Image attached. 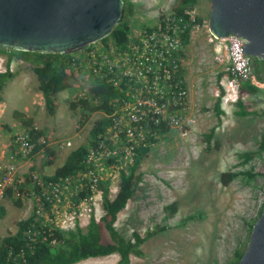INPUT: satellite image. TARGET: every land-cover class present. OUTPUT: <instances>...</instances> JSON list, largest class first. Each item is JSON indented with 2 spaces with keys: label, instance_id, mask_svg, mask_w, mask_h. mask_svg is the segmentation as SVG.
I'll return each instance as SVG.
<instances>
[{
  "label": "rangeland",
  "instance_id": "374dc122",
  "mask_svg": "<svg viewBox=\"0 0 264 264\" xmlns=\"http://www.w3.org/2000/svg\"><path fill=\"white\" fill-rule=\"evenodd\" d=\"M130 1L135 7L132 26L151 24L177 3V0ZM193 10L195 17L203 20L192 32L184 61L190 132L186 138L170 132L153 145L136 171L141 175L140 182L125 208L118 213L115 227L126 238L131 237L133 230L144 235L157 226L164 228L142 243L144 256L130 255L129 264H226L235 249L247 243L249 223L258 215L264 201V152L259 150L264 135V60L255 61L262 77L263 85L258 86L261 90L240 91L243 108L237 101L225 103L223 81L227 57L223 47L217 50V44L209 41V0H197ZM7 61L8 55L0 53V69L5 68ZM29 64L18 59L10 68L16 74L6 82L0 101V126L9 125L8 130L0 127L5 136L0 150L7 159L11 134L22 128L19 122L14 124L13 112H24L32 117L34 127L45 130L47 144L56 151V157L52 165H45L44 156L37 153L18 159V163L15 160V168L18 175L30 169L49 175L71 150L87 142L90 129L103 113H90L81 124V109L69 108V103L80 97L82 91L86 90L89 97L90 80L78 76L69 79V86L57 93L56 112L49 115ZM220 95L222 112L217 114L215 105ZM243 109L248 113L243 114ZM211 129L214 133L207 141L204 135ZM247 151L254 152L249 161L241 156ZM227 170L239 172V175L223 185L219 174ZM245 171L255 176L248 177L243 174ZM170 205H174L175 210H166ZM3 206L5 214L0 217V239L13 234L16 222L30 214L27 205L22 203L17 207L10 199H6ZM102 208L101 202L93 211L97 220L103 214ZM102 240L110 241L103 227ZM118 259L119 255L112 253L75 264H116Z\"/></svg>",
  "mask_w": 264,
  "mask_h": 264
},
{
  "label": "built area",
  "instance_id": "2783aa9c",
  "mask_svg": "<svg viewBox=\"0 0 264 264\" xmlns=\"http://www.w3.org/2000/svg\"><path fill=\"white\" fill-rule=\"evenodd\" d=\"M185 13L188 18L169 11L151 24L133 27L131 23L130 37L123 45L113 39L100 40L85 46L81 55L80 51L66 54L63 60L80 78L103 80L125 95L103 114L107 121L88 144L81 165L56 180L44 179L31 169L18 175L15 160L18 163L19 157L30 156L33 143L23 129L13 132L8 158L0 160V206L10 192L12 199L27 205L29 216L34 214V223L59 231L75 230L88 223L102 202L104 183L108 196L116 195L120 170L134 162L138 149L153 141L155 145L170 132L180 138L189 135V92L179 57L184 50L183 33L189 27L191 38L199 23L193 9ZM209 41L217 44V50L223 47L226 51L225 103L238 100L241 83L263 85L254 72L252 57L243 53L244 38L229 34L216 39L210 34ZM80 97H87L86 90ZM38 142L47 139L41 136Z\"/></svg>",
  "mask_w": 264,
  "mask_h": 264
},
{
  "label": "trees",
  "instance_id": "16d2710c",
  "mask_svg": "<svg viewBox=\"0 0 264 264\" xmlns=\"http://www.w3.org/2000/svg\"><path fill=\"white\" fill-rule=\"evenodd\" d=\"M124 2V15L121 22L113 29V31L102 42H107L111 39L115 40L118 45H123L130 37V26L132 17L135 13V7L130 0H123ZM197 0H177V3L172 6L171 11L175 14L188 18L185 13L186 10L194 9ZM209 13L207 14L208 18ZM201 17H196L198 23L202 22ZM189 27L183 33L184 50L180 55V66L184 74V61L186 57V47L189 43ZM0 53L8 55L4 71H0V101L2 100V92L6 82L13 78L14 72L10 69V60L12 56L18 59L27 61L32 65V71L35 74L38 82V88L42 91L44 96L45 108L49 115H54L56 112V95L58 92L65 90L69 86V79H75L80 74L73 71L68 62L63 60L67 55L60 54H43L40 52H25L11 50L6 51L0 47ZM257 58H252L254 65V72L261 80L258 65L255 64ZM86 78V76H82ZM90 80L89 97H78L76 100L69 103L71 110L81 109L82 116L81 124H83L90 113L102 112L103 114L112 109L114 101L122 98L124 94L122 89L115 88L103 80L88 79ZM246 90L248 92H257L261 89L258 86L250 84L249 82L241 83L240 91ZM221 91V95L223 94ZM221 95L218 97L215 109L216 113L222 112L220 108ZM237 105L243 108L241 96L237 100ZM243 114L248 113L243 109ZM14 118L22 125L23 131L32 139L33 149L30 156L19 157L20 159L33 157L37 153H42L44 156V164L52 165L56 157V151L53 147L46 143L38 142L39 137L46 138L45 130L34 127L32 117L27 116L24 112L15 110L13 112ZM106 116L97 119L93 127L89 131V137L84 145H81L71 150L64 162L55 168L51 174H43L44 179L56 180L66 174L74 172L80 165L87 152L88 144L93 142V138L102 129V125L106 123ZM2 128L9 129V125L3 123ZM167 130V129H166ZM213 129L204 137L210 141L213 136ZM90 139V140H89ZM155 141H153L154 144ZM150 144L147 147L140 148L136 152L134 162L126 168L120 170L119 189L113 198L108 196L107 183L102 185L104 190L102 196L103 214L97 220L93 214L90 215L89 222L86 227H77L72 231H59L51 229L47 226H41L34 223V214L20 219L16 222V231L13 234H8L0 239V264H75L79 261L85 260L90 257L107 256L112 253H117L119 259L116 264H129L130 255L144 256L141 249L142 243L151 237L154 233L163 229L162 226L155 227L152 231H147L141 235L138 231L133 230L131 237L126 238L115 227L118 213L125 208L128 200L133 196L138 183L140 182L141 175L136 173L141 161L153 147ZM11 147V145H10ZM259 150L264 152V135L261 137L259 143ZM243 160L249 161L254 152L247 151L241 153ZM35 171L34 169H31ZM248 177L253 178L254 173L250 171L243 172ZM239 175V172L233 170L223 171L219 174V180L223 185L229 184L233 179ZM25 180H29L28 173L25 174ZM7 194V199L13 200L17 207L22 206V202L14 200ZM263 203L261 205L262 209ZM171 208L175 210L174 205L166 207V210ZM259 210L258 215L249 223V229L254 221L261 213ZM5 214L4 206H0V217ZM102 227L108 232L110 241L104 242L102 240ZM27 231V232H26ZM246 243L235 249L233 255L226 264H234L239 261L244 252Z\"/></svg>",
  "mask_w": 264,
  "mask_h": 264
},
{
  "label": "water",
  "instance_id": "95a60500",
  "mask_svg": "<svg viewBox=\"0 0 264 264\" xmlns=\"http://www.w3.org/2000/svg\"><path fill=\"white\" fill-rule=\"evenodd\" d=\"M209 2V33L216 39L236 34L246 40L245 55L264 60V0ZM123 15V0H0V47L74 53L107 37ZM234 264H264V201L244 252Z\"/></svg>",
  "mask_w": 264,
  "mask_h": 264
},
{
  "label": "crops",
  "instance_id": "0c3cea01",
  "mask_svg": "<svg viewBox=\"0 0 264 264\" xmlns=\"http://www.w3.org/2000/svg\"><path fill=\"white\" fill-rule=\"evenodd\" d=\"M14 59H16L15 57H13L11 60H10V68H12V65L14 64V62L16 61V60H18V58L16 59V60H14ZM29 66H30V64H29ZM28 66V67H29ZM30 68V67H29ZM0 71H2V70H0ZM13 71V70H12ZM14 72V71H13ZM15 72H14V76H15ZM18 123V121L15 119V123L14 124H17ZM1 127V129H2V126H0ZM4 134H2L1 133V130H0V143H2V141H3V139H4ZM5 153H4V151H1L0 150V160H2V159H4L5 158ZM55 170V169H54Z\"/></svg>",
  "mask_w": 264,
  "mask_h": 264
}]
</instances>
